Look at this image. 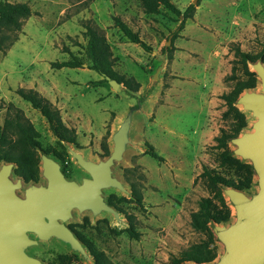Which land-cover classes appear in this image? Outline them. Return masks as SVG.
I'll use <instances>...</instances> for the list:
<instances>
[{"label": "rangeland", "instance_id": "374dc122", "mask_svg": "<svg viewBox=\"0 0 264 264\" xmlns=\"http://www.w3.org/2000/svg\"><path fill=\"white\" fill-rule=\"evenodd\" d=\"M0 1L27 3L32 11L20 32L6 34L10 39L0 50V131L12 109L11 113L18 111L33 125L42 148L59 150L45 119L16 93L18 89H34L59 110L63 123L75 130L77 145H71L75 150L92 161L105 159L102 144L107 138L111 150L110 136L133 104L131 92L122 84L113 90L103 77L86 67H51V63L68 60L69 53L83 56L85 24L105 34L116 60L114 70L139 83L134 95L141 96L153 87L138 115L132 144L123 161L113 167L129 193L103 191L106 201L111 195L126 198L120 204L123 222L116 223L108 214L93 218L89 213L73 211L66 225L103 251L113 264H168L171 257L201 241L203 235L190 226L198 201L208 196L197 177L203 166H217L214 138L220 129L228 127L222 119L226 107L221 96L235 83L230 79L234 49L264 54V0H171L182 12L190 4L195 11L169 46L166 42L170 36L172 39L179 22L164 12L145 15L138 0ZM113 17L126 23L152 51L130 43L114 26ZM171 45L169 60L170 53L164 49ZM163 62L159 79L153 80ZM248 67L252 71L251 64ZM234 74L241 77L239 67ZM247 91L259 92V80L255 89ZM244 113L247 127L242 132H248L254 119L249 112ZM147 144L163 157L162 162L146 155ZM229 147L235 148L232 143ZM49 157L60 164L66 179L80 182L87 176L70 156L67 163ZM3 164L0 161V166ZM10 178L17 180L13 173ZM126 178L137 184L141 206L129 201ZM45 184L40 176L36 183L23 182V188ZM256 191L254 176L251 189L244 193ZM16 193L23 197V190ZM230 209L233 222L234 210ZM126 215L133 216L139 240L131 239L124 231L128 228ZM30 237L35 239L33 234ZM217 245L219 255L223 249L220 243ZM27 253L43 264H94L90 253V260L85 261L54 240H40Z\"/></svg>", "mask_w": 264, "mask_h": 264}, {"label": "water", "instance_id": "95a60500", "mask_svg": "<svg viewBox=\"0 0 264 264\" xmlns=\"http://www.w3.org/2000/svg\"><path fill=\"white\" fill-rule=\"evenodd\" d=\"M170 43L171 36L166 46ZM163 64L156 69L153 80L159 79ZM249 64L259 80L260 91H245L237 106L243 113L249 112L254 122L250 131L242 132L231 143L235 146L233 155L251 165L257 191L246 195L234 188H223V195L234 210V221L221 225L210 222L209 228L223 250L207 264H264V63L258 59ZM106 80L113 90L119 89L118 82ZM152 90L150 87L141 96L130 93L133 104L110 136L112 147L107 158L92 161L63 143L71 159L87 174L80 182L66 179L60 164L44 151H40L39 167L45 185L23 188L21 178L17 177L16 182L10 178L13 163L0 166V264H43L27 253L40 240L57 241L85 261L90 260L88 250L66 222L73 218V211L89 213L93 218L108 214L116 223L123 222L121 213L106 201L103 191L129 193L115 176L113 167L123 161L132 144L138 115ZM17 190H23V197L17 195Z\"/></svg>", "mask_w": 264, "mask_h": 264}, {"label": "trees", "instance_id": "16d2710c", "mask_svg": "<svg viewBox=\"0 0 264 264\" xmlns=\"http://www.w3.org/2000/svg\"><path fill=\"white\" fill-rule=\"evenodd\" d=\"M138 1L145 15H160L164 12L166 16L170 15L174 21L179 22L177 30L172 33L171 41H174L178 37L179 31L183 30L187 20L193 18L195 11V6L190 4L182 12L171 0ZM31 15L32 11L27 3L0 1V33H2L0 35V50L3 51L5 49V41L10 39L6 34L20 32L25 20L30 18ZM113 21L114 26L118 28L130 43L140 46L146 52L152 51L139 38L138 34L133 32L119 17H113ZM84 28L86 45L83 48V56L77 57L69 53L70 58L68 60L51 63V67L57 70L86 67L103 77L104 82H107L106 78H109L122 84L128 92L137 93L140 88L139 83L132 78H125L119 75L114 70L116 60L103 31L90 24H85ZM14 41L11 40L10 43ZM164 51L170 53L168 59L171 60L173 45L165 48ZM234 56L233 74L230 76V79L234 80L235 83L229 92L221 96L226 107V110L222 114V119L228 123V127L220 129L219 134L214 138V147L217 150L215 158L217 166L215 168L203 166L201 173L197 177V179L203 182L208 196L202 197L198 201L197 210L191 215L190 226L194 231L201 233L203 238L198 243L181 251L178 256L171 257L168 264H207L213 262L218 256V245L209 228V224L211 221L218 225L227 224L232 218L231 209L223 195V188L229 187L246 192L251 189L254 182V173L251 165L235 157L229 144L247 127L246 115L238 108L237 100L243 92L255 89L258 84L256 74L250 71L248 63L255 62L260 58L264 63V54L252 55L236 47L234 49ZM237 67L241 70L240 78L234 74ZM16 93L45 119L49 131L59 146V150L42 148L39 134L33 125L18 111L13 112V114L11 113L12 109L8 110L3 128L0 131V161L13 163L15 165L13 174L21 178L25 183H36L40 179V156L38 151L43 150L47 155L55 157L59 162L67 163L69 155L63 143L76 146V132L63 123L59 110L36 90L18 89ZM106 140L102 144L103 157L105 158L110 154ZM145 153L156 161L162 162L164 160L154 147L149 144H147ZM219 169L223 170V172L218 171ZM126 182L131 192L129 201H133L136 205L141 206L142 194L137 184L129 181L127 178ZM125 201L126 198L124 197L119 198L115 195L108 197V203L122 214L123 210L120 204ZM126 220L128 228L124 231L131 239L139 240L140 234L135 228L133 216L126 215ZM85 221L88 223L87 218ZM70 228L74 230L72 226ZM77 236L89 251L94 264H113L103 251L98 250L91 242L79 234Z\"/></svg>", "mask_w": 264, "mask_h": 264}, {"label": "crops", "instance_id": "0c3cea01", "mask_svg": "<svg viewBox=\"0 0 264 264\" xmlns=\"http://www.w3.org/2000/svg\"><path fill=\"white\" fill-rule=\"evenodd\" d=\"M227 1H229V0H227ZM230 1H232V2H233L234 0H230Z\"/></svg>", "mask_w": 264, "mask_h": 264}, {"label": "flooded vegetation", "instance_id": "af4514ba", "mask_svg": "<svg viewBox=\"0 0 264 264\" xmlns=\"http://www.w3.org/2000/svg\"><path fill=\"white\" fill-rule=\"evenodd\" d=\"M79 238V237H78Z\"/></svg>", "mask_w": 264, "mask_h": 264}]
</instances>
